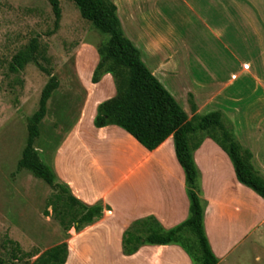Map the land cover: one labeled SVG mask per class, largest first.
<instances>
[{
  "label": "rangeland",
  "instance_id": "1",
  "mask_svg": "<svg viewBox=\"0 0 264 264\" xmlns=\"http://www.w3.org/2000/svg\"><path fill=\"white\" fill-rule=\"evenodd\" d=\"M57 1L58 21L48 0H0V262L4 264H18L16 260L34 262L45 250L66 243L74 234L72 228L64 231L54 217L51 203L58 188H51L26 170L16 169L27 136V118L37 110L43 87L53 76L57 87L46 103L34 147L52 169L55 183L61 185H65L67 170L75 172L87 153L85 145L96 130L93 119L98 105L117 95L111 75H100L97 83L91 81L99 61L98 50L107 36L83 19L71 0ZM109 1L117 8L124 35L134 43L142 61L154 70V76L187 119L218 112L243 149L246 113L251 110L244 103L254 102L255 95L250 88L246 92L245 86L250 83H246L242 67L248 64L250 72L261 73L264 66V0H232L231 25L222 23L226 21L223 11L229 12L227 0ZM236 8L243 10L242 18L235 19ZM210 20L214 24L209 28L215 34L203 24ZM240 21L242 29H236ZM32 40L38 44L36 63H28L18 73L9 72L12 57ZM167 63L175 65L171 70L174 77L167 75ZM220 64L223 69H217L221 73L213 81L214 69ZM232 74L237 78L229 83ZM221 88L212 102L206 98ZM248 122L253 126L255 118ZM209 133H196L192 143L203 141ZM212 133L219 135L218 131ZM172 156L177 162L173 153ZM118 168L112 171L105 167L113 182L126 165ZM223 171L220 169L204 182L199 173L197 181L202 207L211 201L203 183L208 187L211 182L210 187L217 188L218 199L230 205L228 210L208 206L210 241L218 264H264V201L257 200L249 189L245 191L234 174ZM153 181L157 183L158 179ZM153 181L147 189L156 187ZM233 200L239 203L241 212H234ZM109 202L128 203L126 182L119 184ZM212 214L215 216L211 219ZM135 227L133 224L130 231ZM184 241L199 256L196 236L189 231Z\"/></svg>",
  "mask_w": 264,
  "mask_h": 264
},
{
  "label": "trees",
  "instance_id": "2",
  "mask_svg": "<svg viewBox=\"0 0 264 264\" xmlns=\"http://www.w3.org/2000/svg\"><path fill=\"white\" fill-rule=\"evenodd\" d=\"M80 16L107 39L101 44L99 61L93 71L92 83L99 76L109 74L113 78L117 95L98 105L93 125L101 128L116 125L133 137L148 151L156 149L168 137L172 138L175 157L183 170L189 200V216L176 227L165 231H152L144 236L128 233L123 236L124 252L129 254L143 243L166 245L178 243L198 264H218L211 250L205 229L204 209L197 195L199 170L193 159V152L202 141L192 143L198 132L211 131L209 138L227 155L236 180L264 200V179L250 164V154L243 150L232 133L224 126L218 112L199 115L188 120L186 113L174 97L161 85L151 69L141 59L140 51L121 29L116 6L109 0H71ZM56 21L60 17L57 0H48ZM38 44L32 40L11 59L8 70L18 73L30 63H36ZM57 84L53 76L40 93L37 110L27 118V136L17 170H26L51 188H58L51 203L58 224L64 231L71 228L78 231L101 216L102 206H88L73 195L66 185L56 184L52 169L40 158L34 147L39 136V123L45 116L46 103ZM218 131L216 136L212 132ZM189 231L196 236L199 256L192 251L184 239ZM181 233H184L182 236ZM133 245V248L127 249ZM17 249V247H15ZM65 242L57 244L41 253L34 262L28 260L18 264H65L68 256ZM4 264V262H0Z\"/></svg>",
  "mask_w": 264,
  "mask_h": 264
},
{
  "label": "crops",
  "instance_id": "3",
  "mask_svg": "<svg viewBox=\"0 0 264 264\" xmlns=\"http://www.w3.org/2000/svg\"><path fill=\"white\" fill-rule=\"evenodd\" d=\"M227 2L229 12L223 11L226 21L222 23L231 25L233 21L232 0H227ZM242 14L243 10L236 8L235 19L242 18ZM218 21L215 19V24L218 23V27L222 29L223 26ZM241 23L242 21L236 24V29L241 28ZM203 24L208 31L213 33V30L209 28L211 24H214L213 20H210V23L205 21ZM219 40L224 43L222 39L218 38ZM165 65L168 67L167 75H173L174 72L171 70L175 68V65L171 66L170 63ZM244 65L247 67L245 68ZM219 68L223 69L222 64L214 69L213 81H216L217 74L221 73L217 70ZM261 70V73H253L250 72L248 64H243L242 67L248 79L246 83H250L245 86L246 92L250 88V92L255 95L254 102L244 103V106L251 110L246 113L243 150L250 154V164L264 179V66ZM151 71L155 75L154 70ZM172 75L171 77H174ZM236 78V75L232 74L229 83ZM220 90L222 88L206 98L212 102L220 95ZM249 118H255L253 126L249 125ZM119 128L111 124L96 128L92 139L89 140L90 143L88 142L90 146L85 145V152L87 150L88 154L84 153V159L79 168H75V172L67 170L69 174L65 175L64 184L69 188L71 195L88 206L94 204L102 206L99 218L84 225L77 232L71 229L74 234L66 241L69 251L65 264H195L178 243L166 245L143 243L132 253L124 252L123 236L128 233L145 235L153 228L157 232L168 231L188 218L189 203L183 170L173 159L174 147L170 150L172 138L168 137L156 149L148 151L122 128V131ZM193 159L201 174L202 182L206 178L212 179L220 169L228 174H234L227 155L209 137L205 138L193 152ZM218 164L221 165L218 166ZM118 165H126V169L118 180L113 182L108 178L105 170L117 171ZM157 179L159 183L153 181ZM231 180L234 181L232 177ZM150 181L156 184L155 188H146ZM125 182L127 183L128 203L111 204L109 198L115 193L119 184H125ZM210 186L207 187L203 183L204 191L209 189L208 192L205 191L206 195L209 194L211 198L208 206L214 205L222 210H228L229 203L218 199L217 188L215 190V187ZM247 189L246 187L245 191H248ZM256 196L258 198H254L261 202L262 199ZM208 206L203 207L204 229L215 255L209 235L212 222L207 220L210 216ZM232 209L234 212H241L236 200H233ZM214 216L212 214L211 219ZM133 224H136V227L130 231L129 228ZM130 248H133L132 244L127 247V249Z\"/></svg>",
  "mask_w": 264,
  "mask_h": 264
}]
</instances>
